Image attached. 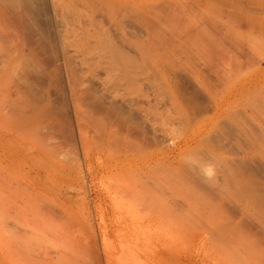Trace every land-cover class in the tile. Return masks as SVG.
<instances>
[{"label": "bare ground", "instance_id": "obj_1", "mask_svg": "<svg viewBox=\"0 0 264 264\" xmlns=\"http://www.w3.org/2000/svg\"><path fill=\"white\" fill-rule=\"evenodd\" d=\"M226 15L252 35L237 40L239 51L251 49L253 35L264 38V0H236ZM131 17L142 20L128 0H0V264H126V258L140 256L143 264H207L206 252L214 245L264 250V60L239 85L219 95L211 89L209 75L196 68L200 89L215 94L204 96L208 101L202 105L197 103L200 85L194 102L173 71V76L162 74L164 81L149 82L152 92L146 94L139 83L147 77L138 68L154 63L157 73L162 64L146 62L151 41L145 38V48L143 39H129ZM183 32L181 43L194 38L208 56L217 42L191 27ZM131 41L137 54L144 51L148 57L133 58ZM151 70L150 76L155 74ZM158 83L161 92L155 90ZM165 90L172 91L171 98L166 92L160 96ZM126 91L133 94L127 101ZM142 95L151 96L146 107ZM116 96L127 105L136 99V109L143 104L147 116L137 110L150 126L133 121L128 108L124 111L130 117L124 113L127 119L120 118ZM162 100L175 116L165 110L164 118ZM239 105L242 113L234 109ZM93 112L104 123L95 120L103 125L97 132L90 121L100 132L97 142V134L92 136L91 147L86 126ZM161 132L172 145H162ZM217 134L227 139L232 134L235 138L229 139H238L242 147L227 142L230 155L234 148L239 151L229 159L216 156L226 147ZM62 147L76 164H66ZM213 152L223 166L217 171L209 161ZM81 167L93 191L96 228L87 203L74 208L64 197L66 187L57 188L69 186ZM98 175L101 186L95 181Z\"/></svg>", "mask_w": 264, "mask_h": 264}, {"label": "rangeland", "instance_id": "obj_2", "mask_svg": "<svg viewBox=\"0 0 264 264\" xmlns=\"http://www.w3.org/2000/svg\"><path fill=\"white\" fill-rule=\"evenodd\" d=\"M226 4H228L230 6V9H232L233 5L236 4V0H128L129 8L131 10H134L138 15H140L142 17V20H140V19L135 20L132 17L131 18L133 20H128L127 27H128V32H129V39L133 40V41L136 40L135 42H139V41L141 42V40L143 39L142 43L143 44L145 43L144 44L145 48H146V46H149L148 44H146L147 41L148 40L151 41L154 44L152 46V48H151L153 50L151 51V49H150V51H148V53L149 52L150 53L148 54L149 58H146V60H148L146 62L148 63V62L151 61L153 63L154 60H156L155 64L157 66H159V64H162V66H159L160 68L157 67V73H158V69H160L163 72V73H161L159 71L161 73V75L162 74L165 75V73H170L173 76V73L175 72L173 78L177 81L178 84L180 83L179 85H180L181 88H185V92H186V94L188 93V95H191V94L193 95L194 94L196 96L197 95L199 96V94H197V91H196V89L199 88V91L201 90L200 91L201 92L200 93V95H201L200 97L201 98H198L199 100L195 99V96L193 95V97H194L193 100H194V102H197V100H198L197 103L201 104V105L205 104V102L208 101V98L206 97L205 98V102H204V96H208V94L210 93V95L213 97L215 94L214 93L211 94L212 91H210L209 93H208V91H206V93H207V95H206L205 91L202 90L204 88L201 87L202 86L201 84H198V81H196L198 79L196 77L197 75H195L196 68H198V69L200 68L201 69V70L200 69L199 70L202 72V75H204V74H205L204 76H206V75L208 76L209 75L208 79L210 77V80H212V82L214 83V86L211 89L213 90V88H214L213 92L216 91V94L219 95L221 92L225 91L227 88H231L233 86L239 85L245 79L246 76L251 74L252 69L254 68L255 64H257V63L261 62L262 60H264V38H262L260 35H253L256 38V40H254V41H252V39H249V41L252 44H251V49L246 48L244 50V51H247V53L243 52L241 50L239 51V49H238V47L236 45L237 40L239 39L238 41H240V39H241L240 42H243L242 38H244V40H245L246 38H251L252 35H250L248 33H245V32H242V29H238L237 27H235V25H234L235 23H233V20L230 19L229 17H227V15H226L227 14V9H229V6H227ZM187 27H191V28H193V30L197 29L199 32H202L204 35L207 34L209 37L214 36L216 38L217 42L214 43L215 45H213V49L214 50L217 49V50H215V52H214V50L212 49V51L210 52V54L208 56V53H206L207 55L205 54V52H207V51H205L204 49L202 50V48H199V47H202L200 41H197L194 38H191V39L188 40L186 36L184 38H186L187 40L186 41L184 40L185 42L181 43L182 41H180L179 38H181V39H183V38L180 35H182V36L184 35L183 33H185V32H183V29H185V28L187 29ZM153 28L155 29L156 32L153 31ZM214 28L217 29V32L219 31L221 33V36L218 35V34H216V36H215V31L213 30ZM150 33L153 35L152 37L150 36L151 35ZM146 34H149V36L146 37ZM160 35L164 39V43L162 42V44H164V45H162L161 42L159 41V40L162 39V37ZM165 36L169 39L170 43H168L167 40H166L167 44H165V39H166ZM149 37H151V38L149 39ZM157 37L159 38V40H158ZM214 37H212V38H214ZM145 38L147 39V41H146ZM149 41H148V43H149ZM161 41H163V40H161ZM171 42H173V43H171ZM132 43L130 44L131 46L134 44V43L133 44ZM136 44L138 45L139 43H136ZM143 44H142V46H143ZM172 45L174 47H175V45L176 46L177 45L178 46L179 45H183V46L179 47V49L181 51H184V54L181 53L182 54L181 55V54L177 53L179 51V49L174 48V47L171 48ZM131 46L129 48L131 53L129 52V54L130 55L132 54L133 58H136V57L138 58V56H141V55H142L141 56L142 58L148 57V55L147 56H143V54L145 52L142 49H144V47L141 49L143 51V53L141 52V53L137 54L139 52L138 48L136 47L137 50L133 49L135 47V44L132 47ZM246 46L248 47L247 43H246L245 47ZM147 48H149V47H147ZM155 48H156V50H155ZM170 48H171V50H170ZM187 48H188V50H189V48L192 49L191 52H193V53L191 55L188 54V53H191L190 51H186L187 54H185V50H187ZM195 48H197L198 50L196 49L197 51H195ZM182 49H185V50H182ZM199 49H201V51H199ZM135 50L138 51V52H136ZM145 51L147 52V49H145ZM155 52H157V55H158L156 57H155V55H156ZM217 52L218 53L220 52V53L217 54ZM133 53H135V54H133ZM158 53L162 54V56L161 55L159 56ZM145 55H146V53H145ZM152 55L155 58L151 57ZM216 55H218V56L220 55L221 58H219L218 56L216 57ZM161 57H162V59H160ZM140 58L138 60L141 62L142 59H140ZM135 60L137 61V59H135ZM139 61H137V65H139V63H140ZM143 61L145 62V60H143ZM146 62H145V64H147ZM149 65L155 67L154 63L153 64L149 63ZM151 66H150V68L153 69V73H154L156 67L154 69V67L152 68ZM168 67L170 69H172V70H170ZM146 68H148V67L144 66L143 68L141 67V69L138 68L140 70V72L143 73V75H141V77L144 78V74H145V77H147L146 79L148 80V81H145L146 80L145 78H144V80H141V82L139 84L142 83L143 87L146 85V88L147 87L149 88V86H150L149 82H151L150 84H152L153 82H155L154 84H156L158 82L157 81L158 79L164 81V78H163L164 76L163 75H162V79H160V75H159L160 73H158V75H159L158 76L156 71H155V74L150 76L151 73H149V72L152 71V70L150 68H148V69H146ZM167 68L169 69V71L167 70ZM145 69L147 71L148 70H150V71L146 72ZM170 71H173V73L170 72ZM222 73H224L225 75L222 74ZM215 74H218V75H215ZM156 75H157V78L153 79L152 77L153 76L156 77ZM219 75L222 76V77L218 78L217 76H219ZM215 78H216V80L219 79V81L214 80ZM153 80H156V81H153ZM215 81L217 83L220 82V83H218L219 85H217V83ZM259 82H260V80H259ZM145 83H147V84H145ZM159 83L157 85H154L156 91H158L157 88L161 89ZM164 83L165 82H163V84ZM164 85H166V84H164ZM199 85H200V87H198ZM134 87H135V85H134ZM143 87L142 86L139 87L140 88V92H142V90L144 91L143 93H146V94L149 93V92H152V91H150L151 90L150 88L147 91V89L145 87L144 88ZM136 88H138L137 85H136ZM162 88L165 89L167 87L165 86V87H162ZM200 88H202V89H200ZM131 89L132 88H130L127 91L130 92ZM160 89H159V91H160ZM168 89L171 90L170 88H168ZM133 90H138V89H134L133 88ZM133 90H131V92ZM166 90L163 91L162 93H160V96H162L163 93H164L163 95H165V92L168 93L167 95L169 96V92H172V91H166ZM192 90H194V91H192ZM199 91H198V93H199ZM202 91H204L203 94H202ZM135 92L138 93L139 90L138 91H133V94ZM131 94L132 93H128L127 92L126 93L127 99H125V98H123V99H125V101H127L128 97L129 98L131 97ZM170 94H172V93H170ZM126 95H124V96L126 97ZM157 95H158V93H157ZM134 96H136V95H134ZM146 96L147 95H145V96L142 95L141 96L142 98H144L143 102H142L143 104H144L145 99L147 100L148 97H151V96H147V97ZM136 97L140 98V95L138 94V96H136ZM115 98H117V96L114 97V100H115ZM119 98L120 97H118L117 101L115 100L114 103H115V106H117V108L120 107L119 110L116 109L118 112L120 111V113H119L120 118L121 117L125 118L126 113L128 115L129 112H126L124 110L130 109L129 111H131L134 114V116H133V114L131 116V117H134V119L132 118L133 121L136 119V121L139 120L137 122H141L142 123V120H141L142 118L141 117L142 116L144 117V115L146 114V111H144V110H146V108L144 109V106L146 107L147 105L144 104V106H143V104L141 103L143 107L141 105L140 106L144 110L137 108L141 112H142V110L145 112V114H143V112H142L143 115L141 116V114H139L140 111L138 112V110L134 107L135 104L137 103L136 99H134V101L131 100L133 103L127 105L126 104L127 102L124 101L125 103H123V101H120ZM142 98L140 100H142ZM157 98L159 99L160 97L157 96ZM166 98H164L165 99L164 101H167V103L168 102L170 103V98L171 97L168 99L169 101ZM161 99H162V97H161ZM161 99H159V100H161ZM121 100H122V98H121ZM131 101H128V103L131 102ZM164 101L163 100L160 101V102H162L160 104L162 106L161 108L163 109V111L160 108V110L162 112L159 111V110H158V112H161L163 114V112H165V110H166L165 114L167 112L170 113L169 112L170 106L168 105L169 103L167 104ZM120 102H121V104L122 103L123 104L121 105ZM134 102H135V104H134ZM199 102H202V103H199ZM197 103H195V104H197ZM166 105H168L169 107L166 106ZM239 106L235 107V108L233 107V108L234 109L237 108L236 111L239 109L240 113H242L241 112L242 108H241V106L239 108ZM137 107H139V104L137 105ZM123 108H125V109H123ZM170 111H171V113L173 112L172 110H170ZM118 112H117V115H118ZM121 112H123V114ZM131 112L129 114H131ZM93 113L94 114H92V113H90V114H92V115L96 114L95 112H93ZM124 113H125V115H124ZM171 113H170L169 117L175 116L174 113L172 115H171ZM165 114H163L164 118L166 116ZM127 115H126V117H127ZM158 115L160 116V118H158V119H160L159 122H161V125H162L161 127L162 128H166L168 125H166L165 123L162 124V122H165L166 120L164 121V119L161 117L162 115L160 113ZM145 116H147V115H145ZM90 117H91V115L88 118H90ZM129 117L130 116H128L127 118H129ZM167 117L165 119H167ZM127 118H125V119H127ZM91 119H89V120L86 119V120H88L89 122L92 121V122H94V124L96 123V121H98V123H99V121H101L100 122L101 124L104 123V117L102 115L96 114L95 116H92ZM145 119H146V117H145ZM161 119L163 121H161ZM129 121H131V120H129ZM145 121L147 122V124L149 123L148 119L145 120ZM92 122H90V123L87 122V124H90V125H87L88 127L86 126V130H87V128H89V130L91 129L90 131L87 130V132H89V134L87 133V136H88L87 137L88 138L87 142H88V144L91 147H93L94 144H95L93 142V137H95V135L97 134L96 135V136H98L97 139H96V137L94 138L95 142H97L98 138H99V135H100V132H101L100 129L103 127V125L101 127L97 126L98 125L97 123L94 125V129L95 130L97 129L96 130L97 132L100 131L99 134H98L93 128H91V126L93 127V123ZM146 122L143 121L144 124ZM100 123H99V125H100ZM143 123L141 125H143ZM149 126H148V128L145 126L147 128V130L149 129ZM177 130H179L178 127H177ZM93 131H95V133ZM160 134L163 135V136H160V138L163 141V144H162L163 146L167 147L168 145H172L169 135H166L168 137V138H166V136L164 135L163 132H161ZM224 135H226V134H224ZM224 135L217 134L216 137H219L218 139L223 141L225 144L223 142H221V143H223L225 146H226V144L228 142L229 144L231 143L232 146L233 145L235 146L238 143L239 146L236 145L235 148L236 147L238 148L240 146L242 147V144L239 143V141H237L238 140L237 138H236L237 140L229 139V138L233 137L232 134H230L232 137H230V135H229L228 139H227V136H224ZM224 137H226V140L224 139ZM233 138H235V137H233ZM164 139H166V140H164ZM230 140H232V141H230ZM230 148H231V146H230ZM235 148H234V150L236 152H238L239 150L237 151V149H235ZM60 149L62 151L61 152V157L66 162L67 165L73 166L74 164H76L75 161H74V163L72 165V162L75 159L73 157H71V152H69L70 151L69 149H66V147H62ZM226 149H227V146L225 148L223 147V149H221L220 151H218V153H216V156H218V155L221 156L222 155L223 158L225 156V159H229L230 157H233L234 156L233 153L235 154V151L233 150V148H231L233 150V153H232V151L230 152V153H232L231 154L232 156L228 153V151H227L228 149L227 150ZM94 151H95V148L93 149V152ZM205 151L206 150H204L203 152H205ZM225 151H227V153ZM214 154H215L214 152L212 154L210 153L209 154L210 159L209 158L208 159H209V161L210 160L213 161V163L211 162V164L215 165V166H213V167H215L213 169H214V171L215 170L217 171L218 167L223 168V166H221V164L220 165L217 164V161H215L216 159L214 158L215 157ZM226 155H228L229 157L226 156ZM69 156L72 158V160L70 159ZM211 158L212 159L214 158V160H212ZM207 162H208V160H207ZM211 164L209 163L210 166H211ZM83 169L81 167V170H83ZM79 172H78V170H76V173H75L76 175L74 176V177H77L76 178L77 180L75 178H73L74 180L70 181L71 182L70 185L72 187L70 185H69L70 187L67 186V185H63V187L62 186H58L57 188H65L66 187L65 189L68 190V192L64 193V197L68 199V203H72V206L74 208L82 207V205L84 206V203L88 204V205L86 204V206L89 207V209L90 208L92 209V211L89 210V213H90V215L92 217V221H93L94 226L96 228L97 219L95 218V213L93 211L94 209H93L92 203H91V201L94 200L93 199L94 198L93 197V191H92V189H91V187L89 185L88 180L84 177L85 173H86L85 169L83 171H79ZM261 173H264V172H261ZM80 175H82V177H84V179L82 177H80ZM100 175H102V173ZM101 178L102 177H100L98 175L96 177V179H95V181L100 182L99 186H101V184L103 182V178H102V180H101ZM83 187H85V188H83ZM19 190H20V188L18 189V191ZM80 210L82 212L83 208H80ZM106 240L109 241L110 238H106ZM256 251L255 250H252V251L251 250H244V251L241 250L240 251L237 248H234V247L231 248V246H229V247L228 246L227 247L224 246L223 247V246L214 245V246H210L208 248L207 252H206V256H207L206 263L207 264H264V250L257 249ZM194 253H196V250L194 251ZM256 257H258V258H256ZM125 262H126V264H143V259H142L141 256L138 259L128 257V258H126Z\"/></svg>", "mask_w": 264, "mask_h": 264}]
</instances>
